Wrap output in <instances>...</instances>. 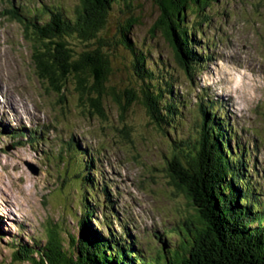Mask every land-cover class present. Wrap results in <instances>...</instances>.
Returning a JSON list of instances; mask_svg holds the SVG:
<instances>
[{
	"label": "rangeland",
	"instance_id": "374dc122",
	"mask_svg": "<svg viewBox=\"0 0 264 264\" xmlns=\"http://www.w3.org/2000/svg\"><path fill=\"white\" fill-rule=\"evenodd\" d=\"M139 3L138 23L129 36L151 49L153 56L160 55L178 78L173 90L182 103L174 117L181 126L176 134L175 129L167 128L165 134L151 124L139 103L122 110L124 88L133 84L126 66L128 55L119 51L108 57V76L118 89L106 96L102 115L83 105L87 96L70 87L60 96L37 77L33 44L18 13L43 4L61 5L72 12L80 0H0V263L28 264L13 263L9 245L13 236L42 237L56 226L64 239V231H71L66 213L77 181L69 176L60 184L59 175L64 169L71 175L82 165L99 187L97 205L93 202L94 226L107 235L105 220L112 234L130 238L142 251L160 247L158 237L168 234L180 219L189 221L194 213L165 171L170 139L195 133L200 127V102H213L214 97L220 99L217 108L222 119L235 132L228 146L243 164L252 165V169L245 167L244 176L249 188L257 191L255 196L264 199V0H216L205 8L207 17L199 32L193 33L197 53L204 59L191 81L158 27L159 7L151 0ZM153 26L155 34L150 32ZM41 124L46 125L42 131ZM31 129L38 130L34 138L22 136ZM101 187L108 188L112 204ZM70 200L75 204V199ZM103 203L111 207L110 222L108 209L102 214L99 208Z\"/></svg>",
	"mask_w": 264,
	"mask_h": 264
},
{
	"label": "trees",
	"instance_id": "16d2710c",
	"mask_svg": "<svg viewBox=\"0 0 264 264\" xmlns=\"http://www.w3.org/2000/svg\"><path fill=\"white\" fill-rule=\"evenodd\" d=\"M140 1L80 0L72 12L63 10L61 5L54 8L43 4L25 9L18 16L23 17L25 36L30 35L33 44L35 74L52 92L61 96L65 89L73 88L80 96H87L84 106L102 115L106 96L118 89L108 76V57L119 51L128 55L126 66L133 84V88H124L127 95L120 102L122 110L139 103L151 124L165 134L167 128L175 129L176 134L181 126L174 117L182 103L173 90L178 78L160 55L153 56L151 49L129 36V30L138 23ZM151 1L161 11L158 27L191 81L204 59L197 53L193 33L199 32L207 17L205 8L216 0ZM117 9L118 16L113 14ZM156 30L153 26L150 32L155 34ZM198 111L201 119L196 132L177 141L170 139V157L165 168L194 213L189 221L180 219L168 234H161L160 247L142 251L130 238L112 234L105 220L102 222L109 231L107 235L94 226L93 202L97 205L95 190L99 187L82 165L71 175L65 169L59 175L60 184L69 176L77 181L75 194L70 195L76 202L69 198L66 213L73 225L71 231H64V239L56 226L48 228L42 237L26 240L13 236L9 241L13 263L264 264V199L249 188L243 172L246 165L228 146L234 134L214 102H200ZM101 190L108 204H112L111 195L105 188ZM101 207L102 214L107 212L103 209H108L110 222L111 207L105 203Z\"/></svg>",
	"mask_w": 264,
	"mask_h": 264
},
{
	"label": "bare ground",
	"instance_id": "6f19581e",
	"mask_svg": "<svg viewBox=\"0 0 264 264\" xmlns=\"http://www.w3.org/2000/svg\"><path fill=\"white\" fill-rule=\"evenodd\" d=\"M214 102L215 101H218L219 100V98H217V97H214ZM42 126L39 128L41 131L44 129V128H46V126H44L43 124H41ZM40 131V132H41ZM39 136H41V134L39 135ZM67 142H69V141H67ZM65 144V143H64ZM86 146H88L89 147V145L88 144H86V143H84ZM87 148V147H86ZM88 149L89 148H87V151H88ZM90 152V151H89ZM87 156V155H86ZM97 160H99V158L98 157H95V161H97ZM100 163L101 162H99V163H97L98 164V167H99V165H100ZM110 164V163H109ZM111 165V164H110ZM110 165H107V168H110ZM246 169H247V167H248V169H252V165H248V163L246 162ZM112 166V165H111ZM250 167V168H249ZM100 168V167H99ZM105 168V167H104ZM102 169V168H101ZM113 169V168H112ZM243 172L245 173V167H244V170H243ZM248 172H249V170H248ZM248 174V173H247ZM245 177V176H244ZM250 179V178H249ZM99 180H100V178H99ZM110 182L112 181V179H110L109 180ZM250 181V180H249ZM250 183H253V182H250ZM254 184V183H253ZM255 185V184H254ZM256 186H254V188H255ZM103 188V187H102ZM253 190H255V189H253ZM61 192V191H60Z\"/></svg>",
	"mask_w": 264,
	"mask_h": 264
}]
</instances>
